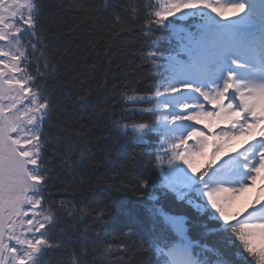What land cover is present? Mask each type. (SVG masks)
<instances>
[{"label": "snow or ice", "instance_id": "obj_1", "mask_svg": "<svg viewBox=\"0 0 264 264\" xmlns=\"http://www.w3.org/2000/svg\"><path fill=\"white\" fill-rule=\"evenodd\" d=\"M66 6L85 10L81 0ZM140 7L127 4L134 22ZM44 9V0H0V264H63L50 259L63 249L70 252L67 264H88L62 226L86 207L51 194L59 177L48 144L82 140L87 127L57 125L58 134L49 135L56 102L45 81L56 65ZM143 9L142 30L169 33L152 39L144 53L158 82L149 96L120 93L129 111L148 119L113 120V128L138 143L155 138L149 163L161 187L206 217L212 226L204 223L201 235L218 236L220 244L194 240L185 214L153 204L161 225L151 234L155 264H264V0H145ZM113 15L123 24L118 12ZM86 103L82 96L81 106ZM234 141L242 143L230 154L226 148ZM70 159L63 156L61 165L74 168ZM148 186L147 179L139 184ZM253 189L254 198L233 211L236 197ZM140 231L134 220L126 235ZM117 247L125 243L108 250Z\"/></svg>", "mask_w": 264, "mask_h": 264}, {"label": "trees", "instance_id": "obj_2", "mask_svg": "<svg viewBox=\"0 0 264 264\" xmlns=\"http://www.w3.org/2000/svg\"><path fill=\"white\" fill-rule=\"evenodd\" d=\"M68 2L44 0L42 21L51 36L49 58L56 65L45 81L56 102L49 135L58 134L57 125L87 127L82 140L74 137L71 144L60 145L50 142L46 152L59 177L51 189L52 197L87 209L76 219L65 217L62 226L73 237L71 247L85 252L88 264H155L151 234L161 225L152 216L153 204L171 214H185L191 236L220 247L218 236L201 235L204 223L212 226L206 217L198 216L161 187L162 178L149 163L155 138L138 143L130 135L121 137L113 128V120L131 123L148 119L129 111L131 106L120 93L135 89L140 95H151L158 76L144 53L152 39L169 35L142 30L145 0H131L141 5V18L135 22L127 8L130 0H108L107 8L103 0H81L85 10L69 9ZM114 12L120 14L123 24L115 21ZM169 43L165 40L162 47L167 49ZM82 96H87L84 106L80 104ZM65 155L71 157L70 165L75 161L74 168L61 165ZM144 179L149 186L140 188ZM109 200L114 203L97 220ZM134 220L143 231L126 235ZM121 242L124 248L108 250L109 244ZM226 250L231 255V249ZM69 256V250L63 249L50 259L67 264Z\"/></svg>", "mask_w": 264, "mask_h": 264}, {"label": "rangeland", "instance_id": "obj_3", "mask_svg": "<svg viewBox=\"0 0 264 264\" xmlns=\"http://www.w3.org/2000/svg\"><path fill=\"white\" fill-rule=\"evenodd\" d=\"M241 143H242V141H234V142H232L231 144H229L227 146L226 151L227 152L229 151V152L232 153L233 152V149H235V145H236V147H238V145H240ZM230 148L232 149V151L229 150ZM209 151H211V149ZM199 166H201V167L203 166V161L200 162ZM250 193H251V190H249V195H247V197L245 199H243V197L241 198L240 195L237 196L236 199H235V201L232 204V210L233 209H242L243 206L246 205L250 201V197H251ZM236 211H239V210H236Z\"/></svg>", "mask_w": 264, "mask_h": 264}, {"label": "bare ground", "instance_id": "obj_4", "mask_svg": "<svg viewBox=\"0 0 264 264\" xmlns=\"http://www.w3.org/2000/svg\"><path fill=\"white\" fill-rule=\"evenodd\" d=\"M247 195H249V191H248V192H245V193H242V194H240V197H241V198L243 197V199H245Z\"/></svg>", "mask_w": 264, "mask_h": 264}]
</instances>
